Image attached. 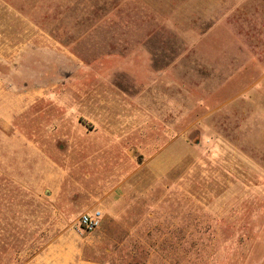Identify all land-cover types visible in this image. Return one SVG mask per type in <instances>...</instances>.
<instances>
[{
  "label": "rangeland",
  "instance_id": "obj_1",
  "mask_svg": "<svg viewBox=\"0 0 264 264\" xmlns=\"http://www.w3.org/2000/svg\"><path fill=\"white\" fill-rule=\"evenodd\" d=\"M3 27L0 264H264V0H3Z\"/></svg>",
  "mask_w": 264,
  "mask_h": 264
},
{
  "label": "built area",
  "instance_id": "obj_2",
  "mask_svg": "<svg viewBox=\"0 0 264 264\" xmlns=\"http://www.w3.org/2000/svg\"><path fill=\"white\" fill-rule=\"evenodd\" d=\"M101 218L99 210L82 213L78 219V228L84 232H91L99 226Z\"/></svg>",
  "mask_w": 264,
  "mask_h": 264
},
{
  "label": "crops",
  "instance_id": "obj_3",
  "mask_svg": "<svg viewBox=\"0 0 264 264\" xmlns=\"http://www.w3.org/2000/svg\"><path fill=\"white\" fill-rule=\"evenodd\" d=\"M0 1L3 2V0H0ZM5 31L9 33L10 29L9 28L5 29L4 27L0 28V35L4 36ZM2 40H3V37H2ZM9 60H10V48L7 47L6 43L2 41V43H0V68L4 69L6 67H9L10 66ZM0 80L4 83L5 78H4V74L2 73V71L0 73ZM23 81L26 82V79H23Z\"/></svg>",
  "mask_w": 264,
  "mask_h": 264
}]
</instances>
